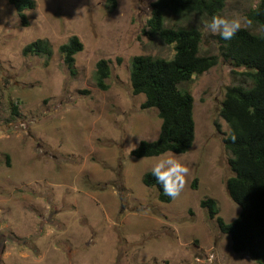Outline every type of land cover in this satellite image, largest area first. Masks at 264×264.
<instances>
[{"label":"rangeland","instance_id":"obj_1","mask_svg":"<svg viewBox=\"0 0 264 264\" xmlns=\"http://www.w3.org/2000/svg\"><path fill=\"white\" fill-rule=\"evenodd\" d=\"M154 1L118 0L111 10L106 0H34L22 27L0 0V264H197L194 256L205 264L209 254L213 264H257L232 252L199 205L214 199L226 222L239 212L225 189L232 172L219 115L225 89L239 78L228 63L220 58L179 86L193 97L194 141L176 156L189 168L177 198L159 203L141 182L154 161L126 150L154 140L161 124L156 110L140 108L144 96L129 82L134 56L174 54L142 32ZM257 1L227 0L219 16L246 18ZM210 20L189 13L166 16L165 24L197 27L199 55H212L219 34L205 29ZM71 36L83 45L73 76L58 52ZM39 39L52 48L47 64L22 55ZM101 59L110 67L105 91L93 79Z\"/></svg>","mask_w":264,"mask_h":264},{"label":"trees","instance_id":"obj_2","mask_svg":"<svg viewBox=\"0 0 264 264\" xmlns=\"http://www.w3.org/2000/svg\"><path fill=\"white\" fill-rule=\"evenodd\" d=\"M227 0H155L150 4L144 36L172 45L173 57L169 60L152 56H134L130 61L129 82L133 95H143L141 109H154L161 121L154 140H142L130 157L152 158L169 151L181 155L187 153L194 141L193 97L179 88L192 76L201 75L214 67L221 58L237 75L233 85L225 89L219 115L227 125L223 139L229 152L228 160L232 176L225 182L230 200L238 207L236 218L230 222L218 216L216 201L204 198L199 205L206 218L214 221L217 230L230 238L232 252L244 253L257 264H264V0H258L246 18L260 31L246 28L230 41L215 37L218 53L199 55L201 32L194 26H166V16L180 17L194 13L209 18L219 16ZM118 0H106L113 10ZM17 12L22 27L27 26L24 14L35 6L34 0H8ZM83 50L76 36L58 47L68 73L75 75V55ZM23 56L45 58L47 64L52 48L47 40H36L22 49ZM110 76L109 62L101 59L95 65V86L105 91ZM13 114H17L15 106ZM235 134V142L227 137ZM142 184L153 189L159 203L168 204L173 199L162 193L160 185L151 176V170L141 177ZM196 181L193 182L195 188Z\"/></svg>","mask_w":264,"mask_h":264},{"label":"clouds","instance_id":"obj_3","mask_svg":"<svg viewBox=\"0 0 264 264\" xmlns=\"http://www.w3.org/2000/svg\"><path fill=\"white\" fill-rule=\"evenodd\" d=\"M241 19L245 27L252 26V20L247 18L227 19L221 16H213L210 22L205 24V29L212 33H218L220 38L230 41L241 30ZM264 31V28L261 29ZM231 142H235V134L227 137ZM137 143H129L126 147L128 154L135 151ZM173 152L161 153L159 156L152 157L154 163L151 166V176L155 179L156 184L160 185L162 193L170 199L177 198L185 187V177L189 173V168L182 164ZM193 259L200 264V257L194 256ZM214 255L209 254L205 264H213Z\"/></svg>","mask_w":264,"mask_h":264},{"label":"flooded vegetation","instance_id":"obj_4","mask_svg":"<svg viewBox=\"0 0 264 264\" xmlns=\"http://www.w3.org/2000/svg\"><path fill=\"white\" fill-rule=\"evenodd\" d=\"M0 240H1V237H0Z\"/></svg>","mask_w":264,"mask_h":264}]
</instances>
